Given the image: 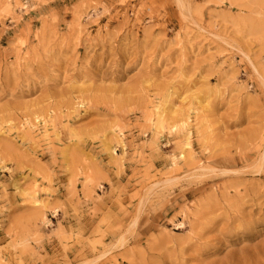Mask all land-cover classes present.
<instances>
[{
	"label": "rangeland",
	"instance_id": "rangeland-1",
	"mask_svg": "<svg viewBox=\"0 0 264 264\" xmlns=\"http://www.w3.org/2000/svg\"><path fill=\"white\" fill-rule=\"evenodd\" d=\"M0 264H264V0H0Z\"/></svg>",
	"mask_w": 264,
	"mask_h": 264
}]
</instances>
